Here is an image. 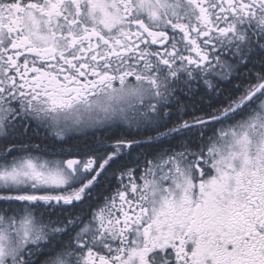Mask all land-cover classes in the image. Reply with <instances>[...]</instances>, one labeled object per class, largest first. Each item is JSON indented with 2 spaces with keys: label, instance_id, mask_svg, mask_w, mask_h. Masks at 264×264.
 Returning a JSON list of instances; mask_svg holds the SVG:
<instances>
[{
  "label": "snow or ice",
  "instance_id": "obj_1",
  "mask_svg": "<svg viewBox=\"0 0 264 264\" xmlns=\"http://www.w3.org/2000/svg\"><path fill=\"white\" fill-rule=\"evenodd\" d=\"M0 264H264V0H0Z\"/></svg>",
  "mask_w": 264,
  "mask_h": 264
},
{
  "label": "flooded vegetation",
  "instance_id": "obj_2",
  "mask_svg": "<svg viewBox=\"0 0 264 264\" xmlns=\"http://www.w3.org/2000/svg\"><path fill=\"white\" fill-rule=\"evenodd\" d=\"M40 135H41V136H43V135H44V132H43V131H41Z\"/></svg>",
  "mask_w": 264,
  "mask_h": 264
}]
</instances>
